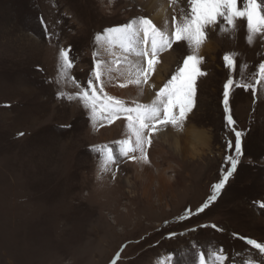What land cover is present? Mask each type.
I'll return each mask as SVG.
<instances>
[{"label":"rangeland","instance_id":"1","mask_svg":"<svg viewBox=\"0 0 264 264\" xmlns=\"http://www.w3.org/2000/svg\"><path fill=\"white\" fill-rule=\"evenodd\" d=\"M149 1L0 0V264H199L201 253L214 264L221 249L226 264L264 261L244 239L264 243V82L255 97L232 88V126L223 104L229 77L241 81L239 65H247L243 75L251 82L249 73L264 63V35L249 44L244 20L234 30L210 25L198 49L173 42L148 82L132 92L128 60L137 57L119 48L111 55L95 37L141 16L171 34L172 17L180 19L187 0H160L152 13L144 7ZM160 10L165 21L154 18ZM60 49L74 58L73 79L59 75ZM194 51L206 74L196 79L182 129L158 124L145 145L147 162L139 151L119 155L115 142L130 138L127 120L98 116L94 125L78 99L92 75L93 53L105 62L94 82L98 95L135 107L155 99ZM228 53L235 54L236 72L225 66ZM137 64L146 67L139 58ZM233 127L242 133L243 155L217 199L197 214L235 156L228 147L236 139ZM101 145L116 151L107 170L93 151Z\"/></svg>","mask_w":264,"mask_h":264},{"label":"snow or ice","instance_id":"2","mask_svg":"<svg viewBox=\"0 0 264 264\" xmlns=\"http://www.w3.org/2000/svg\"><path fill=\"white\" fill-rule=\"evenodd\" d=\"M175 4L177 0H169ZM246 21L248 32V43L254 42V38L264 35V0H187V8L181 10V17L177 19L172 17L173 31L169 34L166 31V25L158 27L151 19L138 17L131 20L129 23L121 27L107 28L103 35L97 34L95 42L98 45H103L105 50L115 55L112 50L119 48L122 54L132 55L141 61L146 62V67H141L139 64H130V67L135 71H129V76H135L128 83L139 85L142 82L147 83L151 74L155 71V65L160 63L159 56L162 52L170 49L173 42L186 41L189 47L198 49L206 39L205 29L210 25L222 23L225 27L221 31H227L229 28L235 29L236 21ZM98 53H93L94 68L92 75L88 80L87 87L81 89L78 94L84 106L91 111V118L95 125L98 116L106 118L109 122L121 118L127 120V128L130 134L129 139L116 141L118 153L121 156H128L131 152L139 151L141 158L147 162L148 158L145 153V145L151 144L149 136L157 131V125H171L182 129L187 114L191 112L194 106L195 84L199 76L205 75L198 65L202 62V57L195 54L188 55L183 66L177 67L175 74L159 89L155 94V99L150 103L137 104L135 107H127L123 101L109 96L106 93L101 97L98 95L94 82H100L104 74L105 62L97 59ZM127 55L124 56L127 61ZM73 59L70 56V49H60L58 53L59 75L64 79H73L69 72L73 67ZM225 66L232 72L238 69L237 60L234 53L225 54L223 57ZM112 63H119V60H114ZM241 69V81L237 83L231 77L224 84L223 104L224 111L227 114L226 120L229 126L235 124L232 119L229 108V97L233 87L243 88L245 91L251 90L253 97L257 95V89L264 82V63H260L258 71L254 74L251 82L246 80L243 75V70L247 65H239ZM111 69L109 68V71ZM126 85L122 84L121 87ZM91 89V91H89ZM103 93V88L99 89ZM63 97L64 93L59 94ZM72 99L71 96L67 97ZM178 110V111H177ZM234 146L231 141L228 147L233 149L235 156H229L228 162L230 168L225 169L222 178L218 183L212 186V195L203 203L196 211L197 214L203 212L209 205L217 199L220 191L225 187L229 178L237 169L239 157L243 155L242 151V133L235 131ZM148 132V135L145 133ZM21 135H23L21 133ZM93 151L103 156L102 170H107L109 164L116 162V151L107 145L94 146ZM264 208V202L260 204ZM191 210H188L186 215H190ZM216 228V225H212ZM194 230V229H193ZM247 245L257 250V254L264 257V243L258 242L255 239L244 238ZM119 259V256H117ZM170 260L171 258H166ZM199 264H206L205 254L201 253L197 257ZM227 257L223 255L221 249L218 253H213L214 264H226ZM116 264V260L112 261ZM161 264H165L164 261ZM253 264V262H249ZM264 264V261H262Z\"/></svg>","mask_w":264,"mask_h":264},{"label":"bare ground","instance_id":"3","mask_svg":"<svg viewBox=\"0 0 264 264\" xmlns=\"http://www.w3.org/2000/svg\"><path fill=\"white\" fill-rule=\"evenodd\" d=\"M138 1L140 3H142L144 0H138ZM162 1H160V0H150L149 3H145V4L143 3V4H144V7H146L147 11L150 12V13H152V12L160 9V7H161L160 5L161 4H159V3L162 2ZM164 4H165V2H164ZM163 16H164L163 11L160 10L159 12H157L155 14V17L154 18H156L158 20H162ZM163 20L165 21L166 18H163ZM137 61H138V58H133V57L128 60V62H132L133 64H137ZM164 70H166V69L164 68ZM128 87L132 90V92H134L135 90H138V86L136 84H129ZM142 88L143 87H141V89ZM149 88H150V85L147 84V86H146V89L147 90L144 91L145 92V98H148V97L151 96L150 94L147 93V91H148ZM195 137H198V139L200 138L197 134L194 135V138ZM176 144L178 145V142ZM127 183L129 184V182H127Z\"/></svg>","mask_w":264,"mask_h":264}]
</instances>
